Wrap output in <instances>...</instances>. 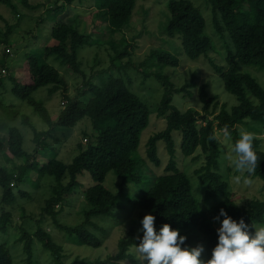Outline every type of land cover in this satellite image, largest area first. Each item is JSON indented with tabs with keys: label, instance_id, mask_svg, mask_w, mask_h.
Returning <instances> with one entry per match:
<instances>
[{
	"label": "trees",
	"instance_id": "trees-1",
	"mask_svg": "<svg viewBox=\"0 0 264 264\" xmlns=\"http://www.w3.org/2000/svg\"><path fill=\"white\" fill-rule=\"evenodd\" d=\"M22 1L29 5L28 0ZM157 1H163L165 6L159 11L162 18L154 31L146 25L141 30L133 27L139 0H54L53 19L58 24L51 28V38L55 43L30 52L20 76L10 77L13 85L8 90L33 106L35 113L48 124L47 130H39L31 115L22 113L20 127L10 124L0 127V157L13 164L22 160L25 166L22 169L17 163L12 168L0 164V233L9 234L14 226L19 229L12 235L25 254L23 264H41L36 258V240L51 252L55 264H137L133 249L139 242L137 237L142 235L138 231L140 227H123L135 214L139 219L149 213L154 215L157 230L165 223L179 229L181 235L187 237V246L202 244L203 260L210 258L217 243L219 222L213 218L219 215L221 208L233 219L243 218L250 232L255 231L254 227L264 226L262 138L254 137L253 149L258 160L254 172L249 174L238 172L231 164L223 168L220 163L222 142L217 136V131L227 129L234 144L242 126L251 133L264 132V81L251 71H264V0H203V4L198 0ZM85 2L94 3L91 13L78 11L80 14L77 12L74 24L60 20V13L67 10L66 7ZM148 11L146 9L145 13ZM83 12L92 15L93 31L87 30L81 18ZM0 18L4 17L0 14ZM6 22V29L0 26V44L8 45L14 25ZM129 30L131 43L125 33ZM117 32L123 33L119 41L114 35ZM145 34L155 42L150 43L143 61L137 63L134 50L130 48L137 47L135 39ZM95 42L108 43L113 53L108 54V67L96 70L93 66L88 73L79 50ZM170 50L186 60H207L209 70L219 75L225 89L236 96L237 102L232 106L223 103L215 115L219 98L210 94L208 80L202 84L197 82L198 70L190 71L191 79L177 86L163 73L164 67L178 66L181 60ZM52 56L81 78L76 95L69 94L67 81L47 62ZM100 58L97 54L94 65L105 61ZM130 69L140 71L144 82L152 77L163 86L157 117L165 120V126L148 138L146 157L141 152L144 144L141 146V135L150 123L152 111L135 92ZM3 70L7 72L4 65L0 69V87L6 90ZM42 87H48L49 95L64 90V106L56 119L34 96ZM192 88L198 89L202 112L192 106L181 110L173 103L175 94L193 97ZM211 106L214 110H210ZM19 115L16 111L5 122ZM85 118L89 120L84 122L89 121L93 128L92 136L87 135L89 143H79L80 153L71 162L58 159L48 139L57 138L55 134L59 129L68 136V131ZM24 128L31 129L33 140L42 150L52 148V157L47 162H39L26 150ZM37 150L38 147L34 152ZM198 150L199 154L195 155ZM190 156L193 160L203 156L202 164L195 171L199 180L185 167V159ZM110 171L118 180L116 190L105 183ZM89 176L94 183L86 184L81 180L90 179ZM237 176L243 181L249 178L260 186L258 190L254 187L255 192L249 193L253 196L244 203L236 200L235 189L231 188ZM19 182L44 197L45 203L35 225L15 222V208L20 198L26 203L33 200L31 190L30 193L22 188L15 191ZM44 182H47V190L51 189L49 194H44ZM80 195L83 199L76 203ZM212 199L215 202L210 201ZM20 207L24 211L19 218L23 219L27 216L26 206L20 204ZM68 207L75 209L67 213L66 218L76 215L80 222L69 223L61 215ZM120 227L123 230L116 240V252L104 253L103 243ZM55 233L68 236L69 243L59 241ZM83 247L87 248L82 250ZM11 248L0 239V264H16Z\"/></svg>",
	"mask_w": 264,
	"mask_h": 264
},
{
	"label": "rangeland",
	"instance_id": "rangeland-1",
	"mask_svg": "<svg viewBox=\"0 0 264 264\" xmlns=\"http://www.w3.org/2000/svg\"><path fill=\"white\" fill-rule=\"evenodd\" d=\"M6 0H0V14L4 18H0V26L3 27V29H6L7 22L10 25H14L13 32L11 33V36L9 37V43L7 44H0V69L1 66L4 65L7 68V73L5 75V87L6 90L3 89V87H0V127L3 125L7 127L8 124L11 126H18L20 127V116L21 114H29L31 115V120L35 124V126L39 130H47L48 124L42 120V118L35 113L33 106L29 105L26 101L20 100L19 98L13 96V94L8 90L12 87L13 81L10 77H18L20 76L22 70L26 66L27 62V55L32 52L38 50L40 47L52 45L55 43V40L53 41L51 38V28L58 24L53 19V6H55L54 0H28L29 5H25L22 0H10V2H4ZM199 3L203 4V0H198ZM12 3L15 5V7L19 10L16 11V9L13 7ZM139 5L137 6V9L135 10V14L133 16V27L137 30H141L143 26H147L149 29H152L156 31L157 25L159 21L162 18V15L159 13L160 9H163L165 6L163 1H157V0H139ZM32 5V6H30ZM143 6L142 10L140 8ZM34 7V8H31ZM77 7L78 9H76ZM75 8V10H73ZM167 8V7H166ZM67 10H64L59 18L60 20L69 22V23H75V18L77 15V12L82 11H88L91 13L95 9V5L92 2H85L84 4H73L69 5ZM139 9V12L136 11ZM149 10L147 13L145 11ZM77 10V11H76ZM80 14V12H78ZM146 16V19H144ZM81 18L83 21L87 24V30H92L94 28V21L92 15H85V12L81 13ZM100 27V26H98ZM209 31L212 30L211 27L208 29ZM208 31V32H209ZM102 32H106V30H102ZM128 34V43H131V32L130 30L125 32ZM210 34V33H209ZM98 37L99 34H96ZM117 41H119L123 35L122 32H117L114 34ZM211 35V34H210ZM213 38V37H212ZM215 41V39L213 38ZM103 39H99V42H102ZM135 41L138 43L137 47H131L130 50H134V56L137 61V63H140L143 61L144 56L146 54V51L149 49V45L151 42H155L151 39L149 34H145L141 37H138L135 39ZM99 42L93 43V45H87L86 47H83L79 50V57L82 59L83 66L87 69L88 73L91 72V69L93 66H95V69H102L104 67H108L110 65V61L108 58L109 53H113V50L110 49V45L106 42L101 43V45H98ZM7 47L11 48V52L7 51ZM173 54L177 55L181 60L179 62L178 66H171L167 65L163 69V73L170 76L172 81L177 86L183 85L187 80L191 79V72L192 70H198V76L197 82L199 84H202L205 80H208L206 82L210 83V87L208 88L211 95H217L219 104L215 108V115L219 113L221 106L223 103H228L229 106H232L235 102H237L236 96L228 92L219 77V75L215 74L213 71L209 70L208 68V62L207 60L202 61H190L186 60V58H182L181 54H177L175 51L170 50ZM97 54L100 55L102 58L100 60L103 61L100 65H94V60L97 58ZM199 60V59H198ZM47 62L54 66L61 74V76L67 81L68 86L67 90H69V94L71 96H74L78 92L79 86H81V78L78 77L67 65L63 64L60 60H57L55 56L49 57ZM247 69L253 68L246 66ZM253 74L259 76L262 81H264V71H256L254 69L251 70ZM130 74L132 78V86L135 89V92L140 96V98L146 102L150 108H151V117H150V123L147 128H145L141 135V146L142 143V155L146 157V147L145 143L147 142L148 138L160 131L165 126V120L162 118L157 117V107L159 102L162 99V93H163V86L161 83H159L156 79L150 77L144 82L143 74L138 71L137 69H130ZM144 82V83H143ZM64 90L58 91L52 95H49L48 93V87H42L35 91L34 96L36 99L42 101L44 105L48 108V110L52 113V115L57 118L58 114L60 113V110L64 106V98L62 95V92ZM191 91L195 94L193 97H184L182 94H175L173 103L180 108L181 110H185L189 108L190 106L196 107L197 110L203 111V103H201L198 97V89L192 88ZM210 110H214V106L210 107ZM19 111L20 115L15 120L6 123L5 120H8L14 112ZM86 120H89L87 118L80 121V123L73 127L70 131H68V136L63 135L62 129H59L56 131L55 136L57 135V138H49L48 141L52 143V147H54L55 152L58 154L57 158L63 160L66 163H69L73 160V158L80 153L79 143L82 142L83 144H87L90 141V136H92L93 128L89 121L84 122ZM85 130V133H84ZM241 130H247L243 126L241 127ZM25 131V143L24 147L27 151H30L32 153L31 156H36V159L39 162H47L49 158L52 157L51 154V147H48L46 150H42L37 142L33 140V132L31 129L24 128ZM251 133V132H250ZM254 137L262 138L261 142V148L264 150V132L262 134H255L252 133ZM89 137H88V136ZM217 136L219 140L222 142L221 148L222 153L220 156V163L222 162L223 168L227 167L229 164H231L225 157L231 153V148L234 145L233 140L231 137H225L223 135V130L217 131ZM230 138V139H229ZM232 141V142H231ZM38 147L37 152L34 151ZM224 149V150H223ZM50 152V153H49ZM199 154V150L196 152L195 155ZM193 156L187 157L185 159V167L188 169V172L194 179H198V175L195 174V171L200 167V165L203 162V156H201L197 160L192 159ZM3 157H0V164H4L6 167H14V165L17 163L18 165L22 166V169L25 167L22 164V160H17L16 163H10L3 160ZM226 162V164H225ZM21 169V170H22ZM36 176L35 173H31ZM85 178H81L83 182H86V184L94 183V180L91 176ZM49 180H51V177H48ZM233 180V179H232ZM241 180V179H240ZM117 177L114 174L113 171H110L106 177L105 183L110 186L112 189H117ZM242 182H236L235 186H231V188L235 189L234 195L237 197V201L239 203H244V201L252 197L253 195H250L249 193L251 191L255 192L253 189L254 187L258 190L260 188L258 183H252L249 178H246ZM246 181V182H245ZM234 182V181H232ZM46 187V190L44 194L48 193L47 190V182H44ZM49 186V185H48ZM23 189L30 193V190L32 193L30 195L33 197L32 201H28L27 203L23 201L22 198H20L21 202L19 204H16L15 208V222L17 224H20L22 222L26 223H32L33 225L36 223V218L39 217L41 208L44 206L45 200L44 197L36 193L32 190V188H29V186L25 183L19 182L18 187L15 188V191L18 189ZM252 192V193H253ZM49 194V193H48ZM39 195V196H38ZM0 196H1V188H0ZM261 196V195H260ZM200 198L202 199V193L200 194ZM83 199V196L80 195L78 198L81 201ZM212 202H215L213 199L210 200ZM20 204H24L26 206L25 210L27 212V216L23 219H20L19 215L22 214L24 210L20 207ZM75 208L68 207L65 213L61 214L62 216L66 218L67 213H71L74 211ZM134 217H129L126 220V223L123 227L134 225L135 227H141L140 222H137L141 219H139L138 215H133ZM35 217V218H34ZM34 218V219H33ZM33 219V220H32ZM49 222H51V218H49ZM67 219V222L69 223H78L81 221L79 216H70ZM33 225L32 228H33ZM122 228L120 227L119 230L114 231L112 235L108 238V240L103 243L102 250L104 253L107 252H116L117 250V238L119 237L120 233L122 232ZM49 230V229H48ZM19 229L16 228V226L9 229V234H3L0 233V239L2 241H6L12 248L13 253L16 257V264H23V258L25 257V254L22 250L21 244L15 242V236L12 235L14 233H18ZM55 236L59 239V241L64 243H69L66 239L68 236L63 235L62 233H55ZM87 247H83L82 250H85ZM90 252H94V250L88 248ZM80 250V253L82 252ZM97 250V249H96ZM78 251V250H77ZM102 252V251H101ZM100 252V253H101ZM36 258L39 259L41 264H55L51 255L50 251H47L44 247H42L39 240H36ZM98 253V254H100Z\"/></svg>",
	"mask_w": 264,
	"mask_h": 264
},
{
	"label": "clouds",
	"instance_id": "clouds-1",
	"mask_svg": "<svg viewBox=\"0 0 264 264\" xmlns=\"http://www.w3.org/2000/svg\"><path fill=\"white\" fill-rule=\"evenodd\" d=\"M223 135L230 136L227 129L223 130ZM253 140L252 133L241 130L231 153L225 157L240 173L251 174L257 166ZM240 179L236 177L237 182ZM155 219L149 213L140 220L138 231L142 235L137 237L139 242L133 249L137 264H264V226L254 227L255 231L250 232L243 218L233 219L224 208L213 218L219 222L217 243L207 260L201 259L205 251L202 244L187 246V237L181 235L179 229L165 223L157 230Z\"/></svg>",
	"mask_w": 264,
	"mask_h": 264
},
{
	"label": "built area",
	"instance_id": "built-area-1",
	"mask_svg": "<svg viewBox=\"0 0 264 264\" xmlns=\"http://www.w3.org/2000/svg\"><path fill=\"white\" fill-rule=\"evenodd\" d=\"M7 51H8V52H11L9 48L7 49ZM3 72L6 73V70H3Z\"/></svg>",
	"mask_w": 264,
	"mask_h": 264
}]
</instances>
